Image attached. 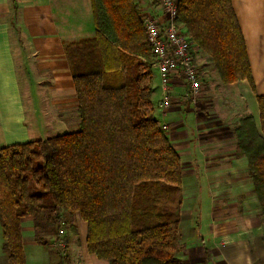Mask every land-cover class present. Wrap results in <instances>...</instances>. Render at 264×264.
I'll return each instance as SVG.
<instances>
[{
  "label": "trees",
  "instance_id": "16d2710c",
  "mask_svg": "<svg viewBox=\"0 0 264 264\" xmlns=\"http://www.w3.org/2000/svg\"><path fill=\"white\" fill-rule=\"evenodd\" d=\"M94 35L65 43L78 129L0 149L1 250L25 264L21 218L37 243L74 214L86 223L89 254L108 264H183L181 161L155 118V60L135 0H89ZM177 20L223 84H255L230 0H178ZM258 126L239 119L233 133L264 219V95ZM53 238V237H52ZM59 264L66 255L56 252Z\"/></svg>",
  "mask_w": 264,
  "mask_h": 264
},
{
  "label": "crops",
  "instance_id": "0c3cea01",
  "mask_svg": "<svg viewBox=\"0 0 264 264\" xmlns=\"http://www.w3.org/2000/svg\"><path fill=\"white\" fill-rule=\"evenodd\" d=\"M141 1L140 16L148 13L146 1ZM230 2L256 94L245 81L231 84L235 87L229 93L234 103L237 99V107L230 110L231 120H215L214 130V123L199 118L201 103L195 108L183 101L180 74L174 73L169 79L168 108L160 105L164 90L158 74V82L153 84L155 118L181 161L180 223L184 205L190 203L192 207V225L183 236L180 232L183 264H264V219L259 217L246 160L233 133L236 121L244 116H251L258 126L256 95H264V0ZM94 32L89 0H0V149L39 140L31 136L26 121L23 85L29 94L37 95L40 108L35 115L46 121L43 126L66 127L70 132L78 129L75 89L64 45L90 38ZM23 219L20 229L25 264H49L45 245L35 241L32 220L23 230ZM67 225L75 227V234L65 230L66 264H108L88 253L86 223L78 214ZM26 239L31 246L29 254ZM2 243L0 230V258L7 264ZM56 259L59 264L57 255Z\"/></svg>",
  "mask_w": 264,
  "mask_h": 264
},
{
  "label": "rangeland",
  "instance_id": "374dc122",
  "mask_svg": "<svg viewBox=\"0 0 264 264\" xmlns=\"http://www.w3.org/2000/svg\"><path fill=\"white\" fill-rule=\"evenodd\" d=\"M135 1L138 5L139 11H140V6L142 5L141 4L142 1L141 0H135ZM145 1H146V5L148 7V10L146 12H148V13L141 15L142 21H143V17H152L155 19L160 17L161 13L155 4V1L154 0H145ZM176 1H177V5H178V0H176ZM149 2H151V3L149 4ZM142 12H145V10H142ZM176 20H177V18H176ZM177 22H179V21L177 20ZM179 23L182 24L181 22H179ZM182 26H183V30L185 32L184 25L182 24ZM193 48H194V50L192 51V55H193V61H194L195 65L197 66V70H198V76H199V81H200V90L196 96L192 97L191 99H190V97L186 98L187 100L184 99L183 101L186 103H190V104L194 105L193 107H195V108L201 103L202 108L199 111V113L197 112L199 115V118H203L205 121H207L209 123H214L212 128H214V130H215V120L225 118V120L229 121L233 117V115L230 113V110H232L233 107H237V105H235L237 103V99L234 98V101H235V103H234L233 97L231 96V93H229V91L231 89H233L235 86L234 85L231 86V84L230 85L229 84H223L220 81L219 75H218L216 69L214 68L212 62L210 61V59L205 54L198 51L194 44H193ZM153 72H154V82H158L156 69ZM181 79L184 83V88L182 91V95H183L186 92V90L188 91V89H187V83L184 80V78L181 77ZM26 90H27V86L23 85L22 86V93H23V104H24V108L26 110V121H27V124L29 126V131L31 133V136H33V138L45 139V138H49L51 136H55L57 134L70 132L67 129H65L66 127L63 128V127H58V126H49L47 128V127L43 126V123H45L46 121L43 120L42 118H39L38 114L35 115L36 114V111H35L36 108L37 109L40 108L36 102L37 95L36 94H29L27 92L29 89L27 91ZM186 97H188V95ZM217 107H218V109H217ZM197 110H198V108H197ZM225 120H223V121H225ZM238 121L239 120H237L236 123ZM40 127H42V129ZM231 130H233V129H231ZM185 190H184V192H185ZM187 199H189V198L186 197L185 201H187ZM191 211H192V207H191L190 203L185 204L184 207L182 208V223H180L181 224L180 232H181L182 236L185 233L186 228L188 226L192 225V220H189ZM30 220H31V218H28V217L23 219V222H22L23 223V230L25 229V224L29 223ZM261 220H263V219L261 218ZM66 227L67 228H64L65 230L66 229L70 230V228L68 226H66ZM65 234H66V232H65ZM67 234H68V232H67ZM67 234H66V236H67ZM40 235H42L41 237L45 241V244H46L45 248H44V253H45L46 257L49 258V264H56L57 263L56 251L54 250V248L52 246V237L53 236L51 237L49 234L44 233V231ZM66 236H65V238L67 239ZM193 239L196 242V239L195 238H193ZM27 242L28 241L26 239L25 240V244H26L25 246H26L27 252L29 254V250H31V246ZM181 246H184V244L181 243ZM2 253H3V251H2ZM3 256L6 258V255L4 253H3ZM180 256H181V254L178 255L179 259H180ZM4 263L5 262L3 261V258H0V264H4ZM28 264H30V263H28ZM31 264H35V263H31ZM37 264H45V263L38 262Z\"/></svg>",
  "mask_w": 264,
  "mask_h": 264
},
{
  "label": "built area",
  "instance_id": "2783aa9c",
  "mask_svg": "<svg viewBox=\"0 0 264 264\" xmlns=\"http://www.w3.org/2000/svg\"><path fill=\"white\" fill-rule=\"evenodd\" d=\"M161 15L157 19L143 17L147 42L154 55L152 68L156 69L164 93L160 102L162 108L170 105L167 85L172 74L178 73L187 83L186 92L182 99L196 96L200 90L197 66L193 61V43L183 30L182 24L177 22L176 0H154ZM154 69V70H155ZM188 95V97H186ZM187 100V99H186ZM52 246L61 257L66 255L67 242L65 229L60 227L52 238ZM63 264H66L64 262Z\"/></svg>",
  "mask_w": 264,
  "mask_h": 264
}]
</instances>
